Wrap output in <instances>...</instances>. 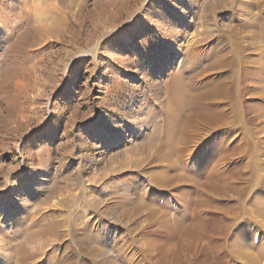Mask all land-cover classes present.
I'll use <instances>...</instances> for the list:
<instances>
[{"label": "rangeland", "instance_id": "obj_1", "mask_svg": "<svg viewBox=\"0 0 264 264\" xmlns=\"http://www.w3.org/2000/svg\"><path fill=\"white\" fill-rule=\"evenodd\" d=\"M0 8V264H247L239 236L264 259V0ZM176 75L214 116L182 121L172 169Z\"/></svg>", "mask_w": 264, "mask_h": 264}, {"label": "bare ground", "instance_id": "obj_2", "mask_svg": "<svg viewBox=\"0 0 264 264\" xmlns=\"http://www.w3.org/2000/svg\"><path fill=\"white\" fill-rule=\"evenodd\" d=\"M3 9L4 8H2V9L0 8V33L2 36L0 39V44H1V42L2 43L4 42L3 40L8 41L10 34L12 33V29H13V26L11 27L10 25H11L12 21L14 20L13 18L10 17L9 14L4 13ZM1 13L4 16L3 19L1 18ZM18 18H21V17L19 16ZM19 22H21V21H19ZM52 27H54V26H52ZM36 30H38V28ZM50 31H51V29L49 28V26H47V27L41 26L39 28L38 32H40V34H43L46 36V35L51 33ZM258 31L256 33H259ZM216 62H218V61H216ZM211 66H212V64H211ZM188 72L190 73L191 71H188ZM184 77H185V75H184ZM184 77H182V76L178 77V75H176L171 79L170 82L173 85V88L170 91V99H168V100H170V105L167 107V111L165 110L167 113H166L165 117H163L164 118L163 122L166 124V126H165L166 131H164L165 137L163 139V144L160 146L159 152H160V154H162L163 160H165L169 163V168H172V169L174 168V162H173L174 159H172V154H173L172 151L174 152V146L181 143V141L183 139V134L181 136V133H182V129L184 128V123L182 121L185 120L186 116H188L189 118L190 117H200V118L205 117L206 119L210 118L211 116H214L211 112V109L202 108V106H201L202 109H198L199 107L197 108L196 106H193L192 101H191V103L188 102L190 99L193 101H195L196 99H197L196 101H198V99H199V101H200L199 96L202 94L205 96L206 93L209 92L213 88H210V90H208L206 88L207 91H205V94L203 91H201L202 94L197 93L192 88L193 87V84H192L193 81L189 82V80L187 79L188 82H185L184 80L186 79V77L185 78ZM191 79H192V77H191ZM211 93L213 94V92H211ZM211 93L209 92V98L212 97ZM168 95H169V91H168ZM201 99H202V96H201ZM196 104H197V102H196ZM200 105H201V103H200ZM236 115L242 117L240 114V111L239 112L237 111ZM187 121H189V119ZM185 123H188V122H185ZM161 131H163V130L161 129ZM157 149H159V148H157ZM177 178L179 180H181L184 178V176H183V174H180V175H177ZM195 181L199 182L197 180H195ZM202 185H203V188L205 190L207 187L211 186L212 184L202 183ZM201 193H202V191H201ZM179 221L180 220H178V222ZM177 227H178V238L183 242L189 241L190 239H193V237H196V236L198 237V235H199V234H197V231L199 229L194 230L192 227L185 226L182 222H179V224H177ZM241 239H242V237L239 236V238L237 240L232 242V248H231L232 252H231L230 256H233L234 258H236V260H239L240 262L245 261L247 264H264V259L262 257L263 251L258 248V249H256L257 253L255 254L254 253L255 251H254V249H252V247L251 248L250 247L249 248H245V247L240 248V245H241L240 240ZM24 243H26V242H24ZM102 247H104V246L103 245L102 246L101 245H99V246L95 245L94 250L95 251H99V250L101 251ZM22 248H24L23 245H22ZM19 253L20 252H18V256H20ZM18 256L16 255L15 257H18ZM25 257H26V255H25ZM25 257H21L20 259L25 261L27 259V257H26V259H25ZM242 263H244V262H241L240 264H242Z\"/></svg>", "mask_w": 264, "mask_h": 264}]
</instances>
